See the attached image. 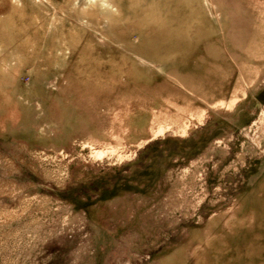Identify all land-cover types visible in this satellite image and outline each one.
I'll return each mask as SVG.
<instances>
[{
    "label": "rangeland",
    "instance_id": "1",
    "mask_svg": "<svg viewBox=\"0 0 264 264\" xmlns=\"http://www.w3.org/2000/svg\"><path fill=\"white\" fill-rule=\"evenodd\" d=\"M0 264H264V0H0Z\"/></svg>",
    "mask_w": 264,
    "mask_h": 264
}]
</instances>
